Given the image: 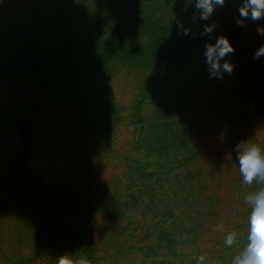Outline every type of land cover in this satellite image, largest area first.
Wrapping results in <instances>:
<instances>
[{
	"label": "trees",
	"instance_id": "trees-1",
	"mask_svg": "<svg viewBox=\"0 0 264 264\" xmlns=\"http://www.w3.org/2000/svg\"><path fill=\"white\" fill-rule=\"evenodd\" d=\"M196 3L0 0V264L243 252L264 181L243 183L235 148H264V57L256 22L237 24L242 0L207 20ZM220 36L234 71L210 78L204 52ZM54 160L64 179L35 170Z\"/></svg>",
	"mask_w": 264,
	"mask_h": 264
},
{
	"label": "clouds",
	"instance_id": "clouds-1",
	"mask_svg": "<svg viewBox=\"0 0 264 264\" xmlns=\"http://www.w3.org/2000/svg\"><path fill=\"white\" fill-rule=\"evenodd\" d=\"M224 3L225 0H197L196 7L201 11V19L207 20L214 13L216 6H223ZM238 15L241 19L237 20V24L241 27L245 26L243 23L245 20L253 22L264 20V0H242ZM211 31L212 27L204 29L205 33ZM257 33L264 36V27H258ZM183 34L188 33L184 31ZM234 53L235 47L226 36H220L215 43L206 45L204 56L211 73L210 78L222 79V73L229 76L233 73L234 64L224 58ZM261 57H264V45L256 50L253 59ZM235 151L243 183L251 185L254 181H264V148L255 143L242 141L236 145ZM248 201L252 204L248 243L232 264H264V190L249 196ZM234 240L235 234L230 233L225 242L231 246ZM204 259L200 256L197 264H204ZM57 264H91V261L86 257L73 258L63 254L58 257Z\"/></svg>",
	"mask_w": 264,
	"mask_h": 264
},
{
	"label": "rangeland",
	"instance_id": "rangeland-1",
	"mask_svg": "<svg viewBox=\"0 0 264 264\" xmlns=\"http://www.w3.org/2000/svg\"><path fill=\"white\" fill-rule=\"evenodd\" d=\"M258 27H264V20L257 21L254 26L253 31V39L258 47L264 45V36H261L257 33ZM254 101L252 98L246 96L240 103L237 104V109L247 115L249 118L251 117L252 110L254 108ZM55 163H48L45 164H36L35 170L38 172H48L55 177L64 179L65 178V168L62 162L55 161Z\"/></svg>",
	"mask_w": 264,
	"mask_h": 264
}]
</instances>
